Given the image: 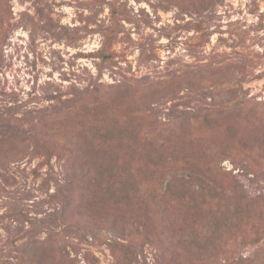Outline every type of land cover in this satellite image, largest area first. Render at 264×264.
Here are the masks:
<instances>
[{
  "label": "rangeland",
  "instance_id": "rangeland-1",
  "mask_svg": "<svg viewBox=\"0 0 264 264\" xmlns=\"http://www.w3.org/2000/svg\"><path fill=\"white\" fill-rule=\"evenodd\" d=\"M239 256L264 264V0H0V264Z\"/></svg>",
  "mask_w": 264,
  "mask_h": 264
},
{
  "label": "trees",
  "instance_id": "trees-1",
  "mask_svg": "<svg viewBox=\"0 0 264 264\" xmlns=\"http://www.w3.org/2000/svg\"><path fill=\"white\" fill-rule=\"evenodd\" d=\"M200 175L204 176V174H202V173H200L199 176ZM198 192L201 193L202 195H204L205 197H208V198H215L216 197L214 194H210L208 192H205L203 187L202 188L199 187L198 188ZM245 259L246 258H243V257L239 256L237 259L230 260L229 264H248V263H245Z\"/></svg>",
  "mask_w": 264,
  "mask_h": 264
}]
</instances>
